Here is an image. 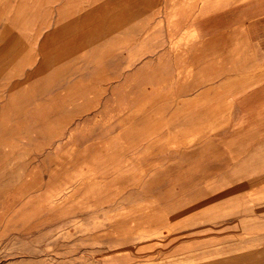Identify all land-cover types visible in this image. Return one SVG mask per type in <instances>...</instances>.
<instances>
[{"label":"rangeland","instance_id":"obj_1","mask_svg":"<svg viewBox=\"0 0 264 264\" xmlns=\"http://www.w3.org/2000/svg\"><path fill=\"white\" fill-rule=\"evenodd\" d=\"M26 3L0 0V264H264V145L232 152L239 122L264 125V32L173 33L164 63L66 76L79 95L29 85L17 107L41 48L4 25Z\"/></svg>","mask_w":264,"mask_h":264},{"label":"crops","instance_id":"obj_2","mask_svg":"<svg viewBox=\"0 0 264 264\" xmlns=\"http://www.w3.org/2000/svg\"><path fill=\"white\" fill-rule=\"evenodd\" d=\"M19 1L26 3L28 0ZM33 1L26 4L31 9L34 5L39 6L34 13L29 10L27 15H23V21H17L19 15H16L13 22L4 25L14 32H38L36 39L32 40V50L36 47L35 42L36 45L40 43L41 48L31 75L25 81L16 83L13 94L16 95L17 107H24L19 95H26L29 85L32 95L38 91L48 95L49 90L54 97L79 95L72 91L73 88L83 89L78 80L74 81L77 82L74 87L64 88L66 76L71 75L74 78L81 71H86L90 72L88 79L95 82L99 78L97 75L100 73L101 64L104 65L103 76L108 79L105 72L112 75L113 70H116L113 65H121L120 71L127 72L129 66L141 64L135 68L140 73L144 63H164V60L155 58V55L160 56L158 49L167 46L165 41L175 44L176 41L172 40L173 33H194L195 40L192 42L195 45H191L192 42L189 41L184 42V46L198 47L217 41L229 32H246L250 42L255 45L252 34L257 31L264 32V0ZM257 25H262V28H257ZM161 33L170 34L171 39L165 40ZM145 48H152L154 52L151 56L144 55ZM156 59L157 62L154 61ZM153 66L156 70L152 72L156 74L151 79H159L158 68ZM23 69L27 71L28 66ZM52 101L53 97L46 98L41 107L55 106L49 103ZM60 101L64 104L63 97ZM240 124L241 122L235 132L238 137H234L235 140L232 141V152L237 154L233 157L244 161L259 158L260 156L251 157L245 154L256 152L264 145V130L260 133L256 130L264 128V125ZM247 127L248 130H242ZM256 134L262 137L256 139ZM260 152L264 153V150L258 153Z\"/></svg>","mask_w":264,"mask_h":264},{"label":"bare ground","instance_id":"obj_3","mask_svg":"<svg viewBox=\"0 0 264 264\" xmlns=\"http://www.w3.org/2000/svg\"><path fill=\"white\" fill-rule=\"evenodd\" d=\"M24 7H25V4H24ZM207 77V76H206Z\"/></svg>","mask_w":264,"mask_h":264}]
</instances>
